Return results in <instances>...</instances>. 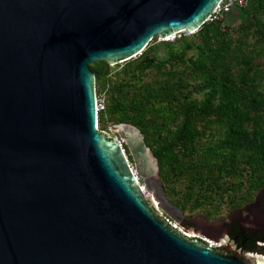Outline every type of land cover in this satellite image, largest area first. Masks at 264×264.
I'll list each match as a JSON object with an SVG mask.
<instances>
[{
    "label": "water",
    "instance_id": "obj_1",
    "mask_svg": "<svg viewBox=\"0 0 264 264\" xmlns=\"http://www.w3.org/2000/svg\"><path fill=\"white\" fill-rule=\"evenodd\" d=\"M219 1L0 0V264H264V187L222 217L181 218L156 160L141 186L97 128L88 64L192 33Z\"/></svg>",
    "mask_w": 264,
    "mask_h": 264
},
{
    "label": "trees",
    "instance_id": "obj_2",
    "mask_svg": "<svg viewBox=\"0 0 264 264\" xmlns=\"http://www.w3.org/2000/svg\"><path fill=\"white\" fill-rule=\"evenodd\" d=\"M88 67L104 103L97 128L138 129L182 215L222 217L264 187V0H243L192 33L154 36L127 60Z\"/></svg>",
    "mask_w": 264,
    "mask_h": 264
},
{
    "label": "rangeland",
    "instance_id": "obj_3",
    "mask_svg": "<svg viewBox=\"0 0 264 264\" xmlns=\"http://www.w3.org/2000/svg\"><path fill=\"white\" fill-rule=\"evenodd\" d=\"M160 39H158L156 37V41H158ZM104 135H106L108 138H116L118 139L121 144H125L126 149H127V153L130 155V161H129V165L131 166L132 171L136 174L137 179L139 184L142 186L143 184V180L146 176V174L148 173V168L146 167V158H145V151L143 152V148L142 145L140 144V142H134L133 140H131L126 134L124 129H122L121 127H119V125H108L107 128L105 130H101ZM126 154V153H125ZM127 156V155H126ZM148 169V170H147ZM153 190L151 188H144V193L150 194L152 195ZM156 202V201H155ZM157 203V202H156ZM157 212L161 215H165V213L157 206ZM196 215H201L200 213H195L191 216L188 215H182L181 218L187 219ZM225 215V214H224ZM166 216V215H165ZM180 218V219H181ZM171 223L174 224V226L178 229L179 232H183L184 234H187V236H196L199 238H202L204 240H207L210 243L217 244L218 242H215L211 239H208L200 234H196V233H192L191 230L188 229H184L182 228L180 225H178L179 220H173L168 218ZM226 240L225 235H222V238L220 239V241ZM259 244H262V242H260ZM242 255L253 258V255L250 254H246V253H242ZM264 262V261H263Z\"/></svg>",
    "mask_w": 264,
    "mask_h": 264
},
{
    "label": "built area",
    "instance_id": "obj_4",
    "mask_svg": "<svg viewBox=\"0 0 264 264\" xmlns=\"http://www.w3.org/2000/svg\"><path fill=\"white\" fill-rule=\"evenodd\" d=\"M242 2H243V0H220L218 5L212 11V13L210 14L208 19H211L212 17L215 18L219 14L229 12L235 5H241ZM180 33L189 34V32L181 31V32H178L176 34H173L172 36L165 38L164 40H172L173 38L178 37ZM103 107H104V103H103L102 97L96 96L95 97V110H96V112L99 110H102ZM168 221H169V223H171V221L169 219H168ZM171 224L174 226L173 223H171Z\"/></svg>",
    "mask_w": 264,
    "mask_h": 264
},
{
    "label": "bare ground",
    "instance_id": "obj_5",
    "mask_svg": "<svg viewBox=\"0 0 264 264\" xmlns=\"http://www.w3.org/2000/svg\"><path fill=\"white\" fill-rule=\"evenodd\" d=\"M119 127H121L122 129H124L125 134L131 140H133L134 142H137V141L140 142V139H139L140 136H139V134H138V132H137V130L135 128H133L130 125H119ZM142 148H143V152L145 151V158L147 160L146 161V167L149 169V170L147 169L148 170L147 175L150 176V177L155 178V176H156L155 175L156 174L155 160L153 159L152 155L150 154V152L147 149H145L143 146H142ZM138 184H139V182H138ZM141 191L143 192V195L148 196L150 198V200L152 201L153 205H156V202H155L154 198H152V195H150V194H147L146 195L144 193V189H141ZM255 258L257 259L258 257L256 256ZM257 260L260 261V262H262V263H264L262 260H259V259H257Z\"/></svg>",
    "mask_w": 264,
    "mask_h": 264
},
{
    "label": "flooded vegetation",
    "instance_id": "obj_6",
    "mask_svg": "<svg viewBox=\"0 0 264 264\" xmlns=\"http://www.w3.org/2000/svg\"><path fill=\"white\" fill-rule=\"evenodd\" d=\"M256 195V194H255ZM255 195L253 196V198H252V200L251 201H249V202H247V203H245L244 205H246V204H249V203H251V202H253V200H254V197H255ZM243 205V206H244ZM242 207V206H241ZM226 237V236H225ZM227 239V238H226ZM226 240H223V241H221V243L223 244L224 242H225ZM228 242H229V245H230V247L234 250V252L236 253V254H238L239 253V251L232 245V242H231V240L230 239H228ZM260 242H262V241H257V240H254V244L255 245H264V242H262V244H259ZM221 244V245H222Z\"/></svg>",
    "mask_w": 264,
    "mask_h": 264
}]
</instances>
